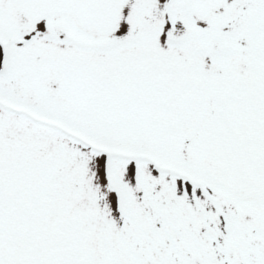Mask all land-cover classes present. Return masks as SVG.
<instances>
[{
    "label": "snow or ice",
    "instance_id": "6c2138e0",
    "mask_svg": "<svg viewBox=\"0 0 264 264\" xmlns=\"http://www.w3.org/2000/svg\"><path fill=\"white\" fill-rule=\"evenodd\" d=\"M0 264H264V0H0Z\"/></svg>",
    "mask_w": 264,
    "mask_h": 264
}]
</instances>
